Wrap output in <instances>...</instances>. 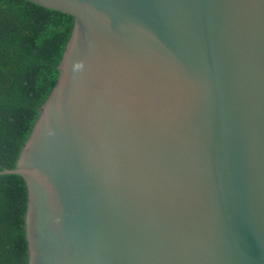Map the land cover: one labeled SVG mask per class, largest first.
I'll list each match as a JSON object with an SVG mask.
<instances>
[{
	"label": "water",
	"instance_id": "95a60500",
	"mask_svg": "<svg viewBox=\"0 0 264 264\" xmlns=\"http://www.w3.org/2000/svg\"><path fill=\"white\" fill-rule=\"evenodd\" d=\"M74 17L14 168L28 264H264V0H28Z\"/></svg>",
	"mask_w": 264,
	"mask_h": 264
},
{
	"label": "trees",
	"instance_id": "16d2710c",
	"mask_svg": "<svg viewBox=\"0 0 264 264\" xmlns=\"http://www.w3.org/2000/svg\"><path fill=\"white\" fill-rule=\"evenodd\" d=\"M74 17L28 0H0V172L14 168L58 76ZM28 189L0 174V264H28Z\"/></svg>",
	"mask_w": 264,
	"mask_h": 264
}]
</instances>
